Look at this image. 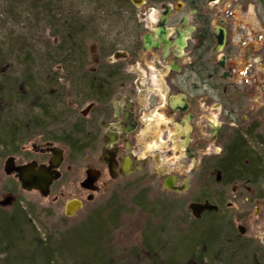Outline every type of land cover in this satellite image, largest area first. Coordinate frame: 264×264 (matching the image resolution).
Returning <instances> with one entry per match:
<instances>
[{
    "label": "flooded vegetation",
    "instance_id": "af4514ba",
    "mask_svg": "<svg viewBox=\"0 0 264 264\" xmlns=\"http://www.w3.org/2000/svg\"><path fill=\"white\" fill-rule=\"evenodd\" d=\"M138 3L65 0V55L50 58L47 76L52 115L22 141L16 154L28 160L13 155L14 164L48 166L60 149L49 196L84 156L74 214L131 186L119 180L152 176L161 190L192 194L176 201L181 230L199 229L264 263V0ZM66 141L82 151L66 152ZM164 158L176 161L167 172L157 163ZM87 172L93 181L84 185ZM191 203L212 208L194 217Z\"/></svg>",
    "mask_w": 264,
    "mask_h": 264
},
{
    "label": "trees",
    "instance_id": "16d2710c",
    "mask_svg": "<svg viewBox=\"0 0 264 264\" xmlns=\"http://www.w3.org/2000/svg\"><path fill=\"white\" fill-rule=\"evenodd\" d=\"M36 1L39 17L54 27L52 37L59 35L61 43L53 44L49 57L39 64L33 62L32 48L18 39H13L8 46L0 42V156L17 153L24 138L40 127L43 114L52 115L50 106L54 105V98L47 76L50 58L65 55L66 47L62 44L67 33L65 4L54 0L57 3L49 6L42 4L45 0ZM56 9L60 10V19L59 13L54 12ZM65 144L69 153L82 151V145L69 141ZM141 198V195H136L132 205L141 214L149 216V223L140 225L144 229L140 244L145 251L141 258L144 257L147 264H264L253 254L248 256V260L243 254H233L226 242L218 241L216 237L207 240L209 236L201 234L199 229L185 233L178 225V230L169 231L167 226L176 227L171 217L184 215L181 205L176 201L162 200L147 203ZM125 214L118 195H114L102 209L95 210L54 240L50 236L32 233L26 214L20 207L14 206L8 212L0 210V264H130L114 258L108 232ZM202 243L207 244L204 251L201 250Z\"/></svg>",
    "mask_w": 264,
    "mask_h": 264
},
{
    "label": "rangeland",
    "instance_id": "374dc122",
    "mask_svg": "<svg viewBox=\"0 0 264 264\" xmlns=\"http://www.w3.org/2000/svg\"><path fill=\"white\" fill-rule=\"evenodd\" d=\"M61 1V4H63V2L65 3V0ZM56 3L57 2L54 0H45L42 4H49V6H51ZM29 6H32V8H29ZM38 8L39 6L36 0H0V42L1 45L8 46L12 44L13 39H18L26 46L32 48L33 62L41 64V60L49 57V50L53 44H51L52 34L49 33V25H47L45 18L42 16L39 17L40 12ZM52 9L53 8L50 10ZM18 106L20 107V105ZM16 107L17 106H15V108ZM32 142L33 139L25 141L23 145L25 149L30 150ZM60 147L62 146L60 145ZM68 151L69 149L67 148L66 152ZM27 154L28 152L26 151H20L18 154L15 153L11 155H15L16 162L20 163L28 160V158H25ZM8 156L10 155L0 156V210L8 212L14 206L20 207L26 214V218L30 223L29 228L32 230L31 232L39 234L41 237L50 236L54 240L58 239L63 232L81 223L92 212L97 209H102L110 197L116 196V194H113V191L103 196L98 195L93 202H86L83 210L72 217H68L64 215L62 211L63 205L66 200L76 198L79 195V193L76 192L77 190H74L76 188L73 181L75 180L78 182L83 175L84 156H78L76 160L71 162L72 165H70V169L65 171V178L61 180L60 184H56L48 197H42L37 191L21 190L13 176L4 175L2 166L4 160ZM157 163L160 164L158 166L159 169H164L167 172L170 165L176 163V161L164 158L158 160ZM137 175L138 174L135 173L133 177L122 181L119 180V183L131 182V186L127 190L117 194L118 200L123 204L126 214L120 216L121 218L117 219L118 221L116 224L112 225L108 229V232L110 247L117 261H126L130 264H147V260H143L144 257L141 258V254L145 251L140 244L143 237L142 231L144 230L140 228V225L143 222L149 223V216L146 217L141 214L140 210L132 205V199L135 198L136 195H141V200L147 203H152L155 200L172 202L185 200L192 196V194H188L187 198H185L184 195L161 190L157 186L158 179L149 176L148 179L144 178L138 180ZM59 192H64L62 199L57 203H53V196L56 194L58 195ZM10 196V200L14 198L13 205H4L5 199ZM186 204L187 202L185 206ZM182 209L184 210V205ZM171 218L176 222V227L167 226V229L169 231L178 230L177 216ZM156 221H158V218H156ZM147 234H149V231ZM59 262L63 263L61 261Z\"/></svg>",
    "mask_w": 264,
    "mask_h": 264
},
{
    "label": "water",
    "instance_id": "95a60500",
    "mask_svg": "<svg viewBox=\"0 0 264 264\" xmlns=\"http://www.w3.org/2000/svg\"><path fill=\"white\" fill-rule=\"evenodd\" d=\"M135 4H139V0H131ZM54 157L49 161V165H37L35 162H29L23 165H15L13 157L9 156L5 159L3 165V172L6 175L14 173L17 178L20 187L23 190H37L41 196H47L49 194V187L52 180L58 177V172L51 170L52 166H56L60 160L61 150L55 148L53 150ZM93 179V178H92ZM90 173L87 172V179L84 181V185H89L91 181ZM164 186L172 188V182L165 180ZM10 198L5 199V203H8ZM81 202L78 199L71 198L65 202L64 213L66 216H72L75 211L80 208ZM189 208L194 217H198L201 210L207 208L210 209L212 206L207 204L191 203Z\"/></svg>",
    "mask_w": 264,
    "mask_h": 264
},
{
    "label": "bare ground",
    "instance_id": "6f19581e",
    "mask_svg": "<svg viewBox=\"0 0 264 264\" xmlns=\"http://www.w3.org/2000/svg\"><path fill=\"white\" fill-rule=\"evenodd\" d=\"M11 157H13V159H14V156L13 155H11ZM5 161V160H4ZM3 165H4V162H3ZM2 170H3V166H2ZM65 205V204H64ZM63 213H64V206H63ZM64 215H65V213H64ZM69 217V216H68Z\"/></svg>",
    "mask_w": 264,
    "mask_h": 264
}]
</instances>
